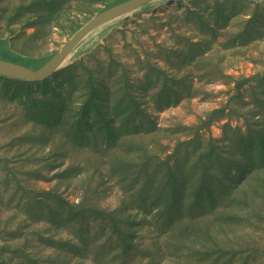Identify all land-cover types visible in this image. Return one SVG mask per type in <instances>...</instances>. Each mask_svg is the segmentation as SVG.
Masks as SVG:
<instances>
[{"label": "rangeland", "instance_id": "rangeland-1", "mask_svg": "<svg viewBox=\"0 0 264 264\" xmlns=\"http://www.w3.org/2000/svg\"><path fill=\"white\" fill-rule=\"evenodd\" d=\"M123 1L0 0V59ZM0 264H264V0H166L0 77Z\"/></svg>", "mask_w": 264, "mask_h": 264}, {"label": "water", "instance_id": "water-1", "mask_svg": "<svg viewBox=\"0 0 264 264\" xmlns=\"http://www.w3.org/2000/svg\"><path fill=\"white\" fill-rule=\"evenodd\" d=\"M165 2L166 0H126L109 7L80 28L51 59L37 70L0 59V77L26 83L44 82L64 67L68 57L79 48L88 36L99 28L109 25L132 12L154 8V6H159Z\"/></svg>", "mask_w": 264, "mask_h": 264}, {"label": "trees", "instance_id": "trees-1", "mask_svg": "<svg viewBox=\"0 0 264 264\" xmlns=\"http://www.w3.org/2000/svg\"><path fill=\"white\" fill-rule=\"evenodd\" d=\"M160 6V5H159ZM155 7V6H154Z\"/></svg>", "mask_w": 264, "mask_h": 264}]
</instances>
